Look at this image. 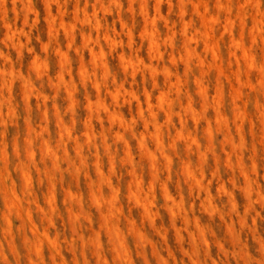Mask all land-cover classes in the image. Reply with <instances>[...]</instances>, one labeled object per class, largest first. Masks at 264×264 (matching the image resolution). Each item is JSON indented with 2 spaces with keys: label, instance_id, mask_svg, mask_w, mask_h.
<instances>
[{
  "label": "clouds",
  "instance_id": "clouds-1",
  "mask_svg": "<svg viewBox=\"0 0 264 264\" xmlns=\"http://www.w3.org/2000/svg\"><path fill=\"white\" fill-rule=\"evenodd\" d=\"M21 2L24 8H18L16 17L7 24L9 31L18 28L17 21L23 17L29 35L35 37V44L29 45L35 55L42 40H47V33L46 39L40 35L42 26L47 27L45 0L32 9L33 0ZM216 2L220 4V11L215 13L219 17L217 36L227 20L232 38H242L254 53L250 75H245L248 69L240 62L244 83L239 97L233 99L224 82L220 120L212 108L198 121L184 111L189 97L196 110L203 103L195 85L199 77L195 62L185 77L179 67L167 63V55L152 59L143 51V39L128 38L130 29L140 32L139 25L132 26L141 6L149 10V0H104L116 15L93 33L88 45L97 53L103 52L104 59L86 65L87 79L78 89L79 116L66 104L61 105L60 91L53 89L55 94L49 92L46 98L43 95L51 87L48 76L55 81L57 72L53 49L65 42H54L47 54L41 53L45 70L36 76L27 73V78L34 80L28 98L37 96L40 108L34 109L17 96L14 103L20 109L21 131L15 141L5 139L0 132V264H264V0ZM7 3L0 0V7ZM60 3L62 0H47L53 12ZM96 3L99 7L100 0ZM177 11L173 5L170 21L177 19L179 23ZM33 15L39 25L36 31H31ZM121 21L125 27L116 34L111 22L118 25ZM113 40L118 42L115 49L111 47ZM228 43L226 37L222 45L226 68ZM182 44L177 36L172 51H182ZM75 47L64 50L75 51ZM160 47L169 53L162 38ZM82 54L77 52L69 62L67 67L73 72ZM121 55L126 58L123 62ZM0 58L9 59L4 49H0ZM127 58L132 63L125 69ZM140 58L161 70L167 66L179 72L184 81L180 92L168 87L174 77L165 82L162 71L153 77L144 64L136 63ZM236 63L232 60L229 74ZM73 82L79 84L78 80ZM204 86L211 104L216 90L214 76L205 78ZM97 89L104 106L91 113L93 128L85 137L86 100L96 99ZM162 91L171 101L163 111L156 106ZM109 111L120 113L123 123L110 121ZM168 111L171 119L165 115ZM245 112V116L237 115ZM57 113L70 132H63L56 124ZM3 115L0 101V118ZM24 121L50 130L40 136L34 134L35 129L25 133ZM209 121L211 139L205 132ZM178 130L186 139L176 138ZM133 175L141 181L138 189L133 184V190L155 213L154 218L142 217L137 200L129 198ZM101 177L106 178L105 183L100 184ZM90 182L93 190L100 184L97 195L102 192L105 198L119 190L116 207L123 211L105 228L101 227L100 213L107 211L108 204L98 208L92 203ZM49 187L56 196L54 208L46 203ZM66 189L78 193L79 199L66 202ZM129 220L135 222L137 236L129 232Z\"/></svg>",
  "mask_w": 264,
  "mask_h": 264
},
{
  "label": "rangeland",
  "instance_id": "rangeland-1",
  "mask_svg": "<svg viewBox=\"0 0 264 264\" xmlns=\"http://www.w3.org/2000/svg\"><path fill=\"white\" fill-rule=\"evenodd\" d=\"M39 3L40 0H33V5L29 6V8L32 9L34 5ZM173 5L178 9L176 17L179 19V23H177V19L169 20V15L173 12ZM24 6L25 4L21 2V0H16L15 3L14 0H8L6 5L0 7V49H4L6 55L9 57V59L0 58V89L3 91V95H0V101H2V110L4 114L3 117L0 118V132L4 134L5 139L11 137L13 141L16 140L17 133L21 131L22 126V120L19 116L20 109L15 107L14 102L17 96H20L24 98L26 104H31L34 109L40 108V105L37 103V96H32L30 99L28 98V94L34 86V80H29L27 78V73L30 72L33 76H36V74L42 73L45 70L46 61L44 55H41V53L47 54L54 42L59 43V41L63 40L65 43L53 49L56 56L55 64L57 72L55 81H53L51 75L48 76L51 87L47 92L43 93V95L46 98L49 92L55 94L53 89L60 91L61 105L65 106L66 104L67 109L75 110L77 116H79L80 96L78 89L83 86L84 81L87 79L86 65L87 63L95 65L101 59H104L103 52L97 53L96 50L90 49L88 45L93 38V33L98 32L102 25L109 21L111 16L116 15V13L112 12L110 7L104 4V0H100L99 7L96 0H66V2L62 0V3L55 6L56 10L54 12L48 7L47 0H45L44 8L47 27L42 26L40 35L41 39H46L47 33V40H42L39 44V52L33 55V50L29 45L35 44V37L32 38L29 35L30 29L24 25L23 17L21 16L17 21L18 28L9 31L7 24L9 19H14L16 17V10L18 8H24ZM128 11L130 13L131 8H129ZM219 11L220 4L217 3L216 0H173V3H168L167 0H165L163 4H161L159 0H149V10L146 12L143 6H141L140 14L132 26L134 28L139 25L141 29L140 32L135 33L130 29L128 33L129 39L135 37L144 40L146 47L143 51L148 57L155 59L157 56L167 55V63L173 67H179L185 77L193 70V62H195V67L199 69V77L195 80V85L203 103L201 108L196 110L193 108L191 98L189 97V103L184 108L186 113H191L195 121L206 118L205 112L208 111L209 108H212L216 112L217 120L223 119L220 115V99L224 92V82L227 81L233 93V99H236L239 97L241 85L244 83L240 75V62H245V66L248 69V72L245 73L246 76L250 75L254 67L252 46L249 45L246 47L242 38H232V34L227 27L229 21H225L224 30L220 31L217 36L219 17L215 13ZM203 16L206 19H204ZM101 17H104V20H102ZM197 20L199 21L198 25L196 23ZM111 23L113 24L116 34H120L125 27V21H121L118 25L115 22ZM85 28L88 29L87 32L84 31ZM38 29L39 25L35 22V16L33 15L31 31H36ZM177 36H180L183 40L182 51L177 50L173 52L172 50L176 48ZM226 37L229 41L228 56L230 58L227 68L224 63L222 47ZM105 38L107 39V36ZM161 38L169 47V53H165L163 48L160 47ZM74 46H77L75 47V51L64 50L73 49ZM117 46L118 42L113 40L111 45L112 49H115ZM77 52H83L84 54L78 57V67L75 72H73L67 66ZM125 59L126 58L121 55V61L123 62ZM127 60L128 63L124 64L125 69H127L129 63H132L131 58H127ZM232 60H235L237 63L235 65V70L231 71V74H229V71L233 69ZM136 63L144 64L145 69H147L149 74L153 77H158L162 71V79L165 82H168L170 78L174 77L172 82L168 85L169 89L175 88L177 93L180 92L181 85L184 81H182L179 72L174 73L172 69L167 66L161 70L155 67L154 64L146 62L143 58L138 59ZM210 76H214L216 81V90L215 94L212 96L211 104L209 103L208 89L204 86L205 78ZM77 80L79 84L73 82ZM61 86L63 87L61 88ZM161 93L156 97V106L160 107L163 111V106L166 103L170 104L171 101L168 99V93L163 91ZM115 97L116 94H113V99H115ZM86 103L87 113L86 119L84 120V127L86 130L83 132L85 137L90 134L88 130L93 128L91 113L94 110L99 111V109L104 106V102L100 99L98 89L96 91V99H87ZM49 107L54 106L49 105ZM14 112L15 115L13 114ZM155 115L156 114L153 113V116ZM165 115L171 119L170 111L165 112ZM237 115L245 116L247 113H238ZM108 119L113 122L119 121L123 123V116L115 111H109ZM56 124L60 125L63 132L71 131V129L66 128L61 122L59 113H57ZM145 126L147 127V122H145ZM34 129V134L36 136H40L50 130V128H45L39 123L33 125L27 121L23 122V131L25 133H33ZM63 132L61 134H63ZM205 132L209 136V139H211V121H209V126L205 129ZM117 135L119 136V134ZM176 138H185L183 137V132L178 130ZM105 182L106 178L101 177L100 184ZM140 183L141 181L137 180L133 175V179L129 181L128 185L129 198L137 200L138 205L142 209L141 216L144 218H154L155 213L150 210L148 204L138 200L137 192L133 190V184H135L138 189ZM100 184H97L95 190H93V185L90 182L88 188L93 204L98 208L102 207L105 203L108 204L107 211L100 213V219L102 221L101 227L105 228L110 224L113 216L122 212L123 209L116 207V199L119 190H113L111 195L105 198L102 192L100 195H97V192L101 191ZM161 187L163 188L164 186L161 185ZM64 199L66 202L78 200L79 194L73 192L71 189H66L64 192ZM5 203L7 204V195H5ZM46 203L50 208L55 207L56 196L52 187H49ZM208 210L209 206L206 205L205 211ZM72 211L71 208L68 209L69 214H71ZM169 211H171V209ZM51 222L50 220L49 223L51 224ZM129 225V232H131L133 236H137L139 230L136 229L135 222L129 220ZM111 227L112 229L118 230L115 225H111ZM50 243L54 245L55 242L51 241Z\"/></svg>",
  "mask_w": 264,
  "mask_h": 264
},
{
  "label": "bare ground",
  "instance_id": "bare-ground-1",
  "mask_svg": "<svg viewBox=\"0 0 264 264\" xmlns=\"http://www.w3.org/2000/svg\"><path fill=\"white\" fill-rule=\"evenodd\" d=\"M201 10V9H200ZM197 11H198V9H197ZM202 12V11H201ZM206 16V15H205ZM200 17H201V15H200ZM203 18H204V16H203ZM204 19H206V18H204ZM209 19H210V17H209ZM144 20V19H143ZM205 24V23H204ZM203 25V24H202ZM207 30V29H206ZM201 32V31H200ZM209 34V33H208ZM210 35V34H209ZM207 42V41H206ZM245 45V44H244ZM208 46V45H207ZM187 47V46H186ZM210 48V47H209ZM211 49V48H210ZM214 50V49H213ZM245 52V51H244ZM199 60V59H198ZM202 61V60H201ZM183 66V65H182ZM223 73V72H222ZM169 87V86H168ZM232 88H234V87H232ZM198 90V89H197ZM162 94V93H161ZM161 96V95H160ZM158 100V99H157ZM189 103V102H188ZM204 109V108H203ZM120 119V118H119ZM118 119V120H119ZM143 217V216H142Z\"/></svg>",
  "mask_w": 264,
  "mask_h": 264
}]
</instances>
